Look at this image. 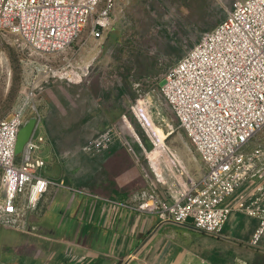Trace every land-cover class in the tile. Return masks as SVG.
Masks as SVG:
<instances>
[{"label":"rangeland","instance_id":"rangeland-1","mask_svg":"<svg viewBox=\"0 0 264 264\" xmlns=\"http://www.w3.org/2000/svg\"><path fill=\"white\" fill-rule=\"evenodd\" d=\"M235 1L117 0L101 37L90 34L89 22L67 50L48 55L23 50L17 34L0 30L2 110L25 106L26 118L40 115L61 128L57 141L72 184L93 185L98 170L110 176L108 187L124 184L132 193L147 190L171 200L202 177L204 163L160 85ZM39 63L49 69L39 71ZM14 96L16 107L9 103ZM261 145L264 128L248 149ZM27 229V222L19 228L0 225V236ZM196 233L200 249L217 264H264V247Z\"/></svg>","mask_w":264,"mask_h":264},{"label":"built area","instance_id":"built-area-1","mask_svg":"<svg viewBox=\"0 0 264 264\" xmlns=\"http://www.w3.org/2000/svg\"><path fill=\"white\" fill-rule=\"evenodd\" d=\"M116 3L0 0V30L17 34L21 48L31 54L60 53L89 22L90 34L101 37L112 24ZM160 91L204 171L171 200L141 190L138 208L158 214L161 223L182 224L192 217L197 230L221 237L231 213L225 200L247 184L241 209L259 219L247 244L264 247V146L248 149L264 128V0H236L226 18L169 68ZM25 111L22 106L0 120V223L18 228L52 184L66 185L46 174L43 134L35 130L17 153Z\"/></svg>","mask_w":264,"mask_h":264},{"label":"crops","instance_id":"crops-1","mask_svg":"<svg viewBox=\"0 0 264 264\" xmlns=\"http://www.w3.org/2000/svg\"><path fill=\"white\" fill-rule=\"evenodd\" d=\"M43 65L35 66L43 71ZM2 90L0 67V120L11 117L16 110H2ZM9 103L16 107L17 96ZM3 113L6 115L2 116ZM37 118L35 130L45 136L40 154L47 161L46 174L57 182L63 179L66 185L52 184L38 207L26 213V233L13 231L0 236V264H194L197 260L207 264L211 261L197 244L199 230L192 221L161 223L158 214L138 208L141 190L132 193L124 184L116 189L108 187L110 176L98 170L93 185L85 184L86 188L68 181L62 164L65 157L57 141L61 128L50 127L40 115ZM51 130H56L57 135L50 134ZM249 191L245 184L225 200L231 213L223 237L247 243L257 227L258 217L241 209L240 198Z\"/></svg>","mask_w":264,"mask_h":264},{"label":"water","instance_id":"water-1","mask_svg":"<svg viewBox=\"0 0 264 264\" xmlns=\"http://www.w3.org/2000/svg\"><path fill=\"white\" fill-rule=\"evenodd\" d=\"M37 116H31L27 118L19 132L18 142L16 146L17 153H21L26 142L29 140L31 135L34 133L36 124H37ZM190 221H193V218H189Z\"/></svg>","mask_w":264,"mask_h":264}]
</instances>
